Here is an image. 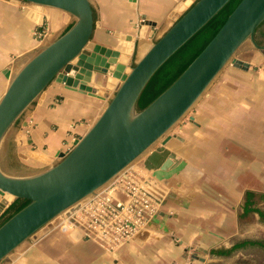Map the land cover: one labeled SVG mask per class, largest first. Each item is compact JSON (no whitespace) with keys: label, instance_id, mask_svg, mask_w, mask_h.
Returning a JSON list of instances; mask_svg holds the SVG:
<instances>
[{"label":"crops","instance_id":"0c3cea01","mask_svg":"<svg viewBox=\"0 0 264 264\" xmlns=\"http://www.w3.org/2000/svg\"><path fill=\"white\" fill-rule=\"evenodd\" d=\"M192 1L89 0L96 14L92 38L122 47L126 61H136ZM70 20L68 13L56 8L0 0V96L21 66ZM43 24L48 32L38 39L35 30ZM130 44L133 50L139 44L141 51L129 58ZM236 57L246 63L245 68L228 63L169 133L165 145L186 166L167 183L154 178L142 163L124 172L147 177L159 191L157 219L149 227L111 250L79 228L47 224L6 264H258L250 249L228 257L210 254L212 248L230 247L242 239H264L251 234L253 227L264 228L257 215L242 216L248 191L264 208V55L251 50ZM92 84L109 95L113 90L106 88L100 75ZM106 99L51 82L24 115L25 126L18 124L11 133L21 163L40 169L55 161L88 129Z\"/></svg>","mask_w":264,"mask_h":264},{"label":"water","instance_id":"95a60500","mask_svg":"<svg viewBox=\"0 0 264 264\" xmlns=\"http://www.w3.org/2000/svg\"><path fill=\"white\" fill-rule=\"evenodd\" d=\"M17 1L62 10L71 20L68 28L33 53L0 96V210L17 198L28 200L0 224V264L8 263L23 242L55 217H70L80 210L136 159L140 158L142 166L158 180L167 183L177 175L186 162L165 145L169 133L228 63L245 68L246 63L236 54L246 41L264 51V45L255 39L256 29L264 21V0H239L178 76L139 108L138 98L157 69L229 0H193L134 62L126 61L122 47L93 40L95 19L89 0ZM117 36L132 40L130 35ZM128 53L130 58L132 44ZM97 75L104 78L106 88H113L110 95L93 86ZM53 81L78 93L107 97L106 102L88 129L73 140L67 151L59 152L55 161L27 173L7 171L1 165L6 140L17 120L25 126L24 115ZM155 219L157 215L144 227Z\"/></svg>","mask_w":264,"mask_h":264},{"label":"built area","instance_id":"2783aa9c","mask_svg":"<svg viewBox=\"0 0 264 264\" xmlns=\"http://www.w3.org/2000/svg\"><path fill=\"white\" fill-rule=\"evenodd\" d=\"M100 193L75 214L57 216L52 222L63 229L79 228L86 237L112 250L143 228L159 210V191L147 177L139 174L123 173Z\"/></svg>","mask_w":264,"mask_h":264},{"label":"trees","instance_id":"16d2710c","mask_svg":"<svg viewBox=\"0 0 264 264\" xmlns=\"http://www.w3.org/2000/svg\"><path fill=\"white\" fill-rule=\"evenodd\" d=\"M238 1L239 0H229L199 31H197L157 69L138 98L137 105L139 108L148 104L178 76V74L189 64V62L214 35ZM93 17L96 19L94 10ZM69 26L70 24L66 28ZM262 26H264V21L257 27L255 32V39L260 45H264V39L258 37V32L261 30ZM34 103L35 101L32 103V106ZM18 123L19 120H17L16 126ZM1 160L8 168H24V165L16 154L15 145L12 140L8 141L5 152H2ZM261 196L263 199L264 195L262 194ZM27 202L28 200L23 198L15 199L1 215L0 224L14 212L23 207ZM254 213L257 215L258 220L264 224V208L257 205L256 194L252 191H248L245 194V200L242 204V216ZM239 249H250L252 252L259 253L264 257V239H242L235 242L230 247L212 248L210 254L214 256L228 257ZM262 264H264V262H262Z\"/></svg>","mask_w":264,"mask_h":264},{"label":"rangeland","instance_id":"374dc122","mask_svg":"<svg viewBox=\"0 0 264 264\" xmlns=\"http://www.w3.org/2000/svg\"><path fill=\"white\" fill-rule=\"evenodd\" d=\"M42 27L43 28H41L40 29V33L38 34V35H36L37 36V38L38 39H41V38H43L45 35H47V32H48V29H47V26H46V24H43L42 25ZM37 30H35V32H36ZM35 34H37V33H35ZM41 35V36H40ZM39 36V37H38ZM258 37L259 38H262V39H264V26H262V28H261V30L258 32ZM141 45V44H140ZM149 46H150V44H148ZM138 47H139V44H135V49L133 50V56H135L137 53H139L138 52ZM251 50H257L256 48H254L251 44H250V42L249 41H246L243 45H242V47H241V49L239 50V53H237L236 54V56H243L244 54H247V52L248 51H251ZM258 51V50H257ZM262 53H263V55H264V51H261ZM133 62H134V59H133ZM18 126V125H17ZM71 133V132H70ZM71 135V134H70ZM11 136H12V134H11ZM11 136H9V138L6 140V142H5V148H6V145H7V143H8V141H10V140H12L13 141V139H12V137ZM64 144L66 145V146H68V140L67 141H65L64 142ZM5 152V150L3 149V153ZM16 154H17V152H16ZM18 156V155H17ZM18 158H19V156H18ZM20 159V158H19ZM21 161V160H20ZM1 165L7 170V171H10V172H15V173H27V172H31V171H34V170H37V169H34L33 167H30V166H28V165H24L23 163V165H24V168H22V169H14V168H8L7 166H6V164L1 160ZM137 165H141V159L140 158H138V159H136L132 164H131V166L130 167H132V166H137ZM133 174H136V173H133ZM107 187L108 186H106L104 189H107ZM103 189V190H104ZM102 191V190H101ZM107 191V190H106ZM76 213V212H75ZM74 213V214H75ZM58 217H60V216H58ZM63 217V216H62ZM52 228L54 227V228H56V229H63V227L61 226V227H59L60 225H58L57 223L56 224H54V221L52 222H50V224H49ZM55 225H57V227L55 226ZM252 226H254V224L252 225ZM65 229H67V228H65ZM251 234H252V236L253 237H257V238H264V228L263 229H261V230H256L254 227H253V230H252V232H251ZM255 254V258H257V262H258V264H262V262H264V257L263 256H261L259 253H256V252H254Z\"/></svg>","mask_w":264,"mask_h":264},{"label":"flooded vegetation","instance_id":"af4514ba","mask_svg":"<svg viewBox=\"0 0 264 264\" xmlns=\"http://www.w3.org/2000/svg\"><path fill=\"white\" fill-rule=\"evenodd\" d=\"M3 149L5 150V144H4V146H3Z\"/></svg>","mask_w":264,"mask_h":264}]
</instances>
